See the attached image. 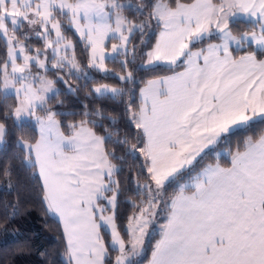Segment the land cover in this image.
Wrapping results in <instances>:
<instances>
[{
  "label": "snow or ice",
  "instance_id": "6c2138e0",
  "mask_svg": "<svg viewBox=\"0 0 264 264\" xmlns=\"http://www.w3.org/2000/svg\"><path fill=\"white\" fill-rule=\"evenodd\" d=\"M126 12L144 18L137 22ZM238 24L246 30L234 34ZM66 29L85 44L88 69L108 74L106 61L123 56V74L113 75L135 83L128 65L139 34L148 48L141 67L164 64L173 71L148 80L135 107L130 95L126 112L135 135L113 140L119 133L107 129L98 135L95 129L103 124L91 117L110 124L113 119L101 109L85 110V119L67 125L68 134L62 130L63 114L49 107L59 95L56 81L47 78L50 68L66 85L59 75L65 69L77 79L89 77ZM33 38L43 47H32ZM212 38L220 42L196 47ZM109 39L118 41L110 50ZM0 41V144L9 120L21 132L33 125L38 131L36 138L16 140L18 159L39 177L42 202L59 218L67 264H106L109 248L118 253L113 264H138L160 211L165 222L148 264H264V133L229 152L228 166L217 162L197 170L217 144L264 124V0H0ZM68 91L76 89L69 85ZM92 93L115 98L125 90L101 83ZM106 143L142 158L139 174L145 180L135 181L141 200L132 204L123 235L117 224L121 184L115 178L121 169L113 161L124 157ZM12 174L11 165L0 168L9 189ZM10 207L11 216L19 213L16 204Z\"/></svg>",
  "mask_w": 264,
  "mask_h": 264
},
{
  "label": "trees",
  "instance_id": "16d2710c",
  "mask_svg": "<svg viewBox=\"0 0 264 264\" xmlns=\"http://www.w3.org/2000/svg\"><path fill=\"white\" fill-rule=\"evenodd\" d=\"M139 0H133V3H138ZM155 0H144V3H154ZM190 2V0H185ZM150 10V9H149ZM130 19H136L137 22L143 19V16L133 15L126 12ZM146 15V13H145ZM155 26V21H153ZM246 30L245 24H238L234 26V34ZM66 33L72 39L75 45L76 59L81 66L86 67L88 60V52L83 43L67 29ZM139 34L132 41V45L136 46L137 54L133 62L128 65L129 70L133 71L135 83H126L118 79L116 75H100L94 73L92 79H77L75 78L76 91L68 93L65 90L60 91L55 100H52L49 107L63 115L58 119L62 121V130L68 134L67 125L72 122H78L85 117L82 115L85 110L94 111L101 109L103 117H111L113 127L109 119H100L98 117H91L103 124V127H97L95 130L98 135H104L105 129L111 132H118L119 136L114 135L113 140L122 138L125 134L129 136L135 135L136 130L132 127L128 120L126 107L131 95L133 106L139 104V91L148 80L159 78L173 73L169 67L156 66L144 68L141 65L144 63L142 52L147 51L148 48L140 44ZM151 43H155V31L151 33ZM207 43V42H206ZM131 47V45H130ZM5 47L3 41H0V60L4 58ZM124 57H118L115 61H108V67L114 74H123L120 61ZM132 60V57H128ZM182 67H176L174 70L178 71ZM109 84L114 87H119L125 90V94L115 98L98 97L92 93V87L97 84ZM62 101V103H58ZM14 100L8 103H14ZM85 105L87 109H85ZM9 134L6 142L0 148V168L11 165L13 187L8 188L7 182L0 179V264H67L66 256V241L63 237L62 226L60 222L48 212L46 205L42 202V187L38 176L32 175V170L26 166L21 165L18 159L21 156L16 140L24 135L25 138H36L38 131L34 125L31 128H25L23 132L19 128L13 126L11 120L7 121ZM264 133V124H256L253 128L240 131L231 136L228 140L222 141L215 146L214 151L205 157L199 164L198 169L203 168L210 163L219 162L223 166H228L230 161L229 152H235L239 147L243 149V141L248 136H258ZM135 142L134 140L132 141ZM108 151H115L117 157H124L123 160H114L113 163L117 165L121 171L115 177L120 181L121 192L118 200L117 209V224L121 229L122 235L127 224L128 217L133 214V203L139 204L141 197L136 194L135 181L139 179L140 183L145 180L144 175H140L139 165L142 163V158L139 154L133 156L125 155L126 149L113 143H106ZM219 154L217 157L216 154ZM194 174V173H193ZM175 191V187H168L165 196L171 197ZM166 198V199H167ZM16 204L19 213L11 216V205ZM161 220V219H159ZM105 244L110 245V235L101 229ZM158 235L155 234L150 240L149 246L146 248L145 256L142 261H146L152 249L154 239ZM125 239L127 237L125 236ZM110 255L114 257L118 254L109 248ZM112 260H109L112 261Z\"/></svg>",
  "mask_w": 264,
  "mask_h": 264
},
{
  "label": "rangeland",
  "instance_id": "374dc122",
  "mask_svg": "<svg viewBox=\"0 0 264 264\" xmlns=\"http://www.w3.org/2000/svg\"><path fill=\"white\" fill-rule=\"evenodd\" d=\"M132 2H133V0H132ZM64 23L66 24V21H64ZM24 30L26 31L27 29L25 28ZM66 30H67V29H66ZM69 30H71L72 33L78 38V40H79L81 43H83V42L80 40L79 35H78L77 33H75V30H74V29H69ZM65 35L68 37L69 40L72 41V39H71L70 36L66 33V31H65ZM117 42H118V41H113V40L109 39V40L106 42L108 49L110 50V48H111V44H112V43H117ZM206 42H207V43H206ZM72 43H73V41H72ZM208 43H219V41H218V39L212 38V39H210V40H205L203 44L197 45L196 47H197V48H199V47H206ZM30 44H31L32 47H39V48H42V47H43L42 42L36 40L35 38H33V39L30 41ZM73 44H74V43H73ZM83 45L85 46L84 43H83ZM85 48H86V47H85ZM249 50H250V49H249ZM87 52H88V50H87ZM240 54H243V53H242V52H234V55H240ZM108 61H113V60H112L111 57H110V58L106 61V65H107V67H108ZM143 64H144V63H143ZM143 64H142V65H143ZM156 66L169 67L168 65H164V64H161V65H153V66H148V67H156ZM81 67L84 69V71H86V72L89 73V77L87 78L88 80L93 78V76H94V73H93V72L98 73V74H100V75H113V74H114V73L111 72V69H110L109 67H108V68L110 69V73H108V74L97 72V71L94 70V69H88V68H87V65H86V67H83V66H81ZM148 67H144V68H148ZM182 70H183V67H182V69H180V70H178V71H182ZM172 74H173V73H171V74H169V75H172ZM59 75H60V76H63L64 80L67 81V85L58 79L57 74H56V71H55V70H52L51 68H50V70H49V72H48V76H47L48 79H52V80L56 81V83H55V88L57 89V91H58L59 93H60V91H62V90H65L66 92L70 93V92L68 91V86H69V85H70L72 88L76 89V85H75V84H76V83H75V82H76V81H75V78H76V77H75V76H69V75H68V72H67V69H65V70H63L62 72H60ZM117 77H118V76H117ZM81 79H83V77H81ZM76 80H77V78H76ZM97 85H99V84H97ZM97 85H94V86L92 87V89H93L95 86H97ZM143 87H144V86H143ZM109 95H110V94H109ZM96 96H97V95H96ZM139 98H140V95H139ZM2 145H3V144H0V148L2 147ZM165 198H167V197L165 196ZM159 219H161V220H159ZM164 222H165V213H164L163 211H160V212L158 213V215H157L155 221L150 225V227H149V229H148L149 235L145 238L144 251H143L142 255H141L140 257H136V258H135L136 261L138 262V264H146L147 261L149 260V259H147L146 261H142L143 257L145 256V253H146V248L149 246V244H150V240H151V238L153 237V235L157 234V235L159 236L160 226H161ZM101 235H102V233H101ZM157 239H158V238H157ZM157 239H154L153 243L151 244V245H152V249H153V246L155 245ZM152 249H151V251H150L151 253H152ZM112 258H113V257L110 255V252H109V256H108V259L106 260V264H113V262H114V260H115V257H114L113 260H112ZM149 258H150V257H149ZM109 260H112V261L109 262Z\"/></svg>",
  "mask_w": 264,
  "mask_h": 264
},
{
  "label": "crops",
  "instance_id": "0c3cea01",
  "mask_svg": "<svg viewBox=\"0 0 264 264\" xmlns=\"http://www.w3.org/2000/svg\"><path fill=\"white\" fill-rule=\"evenodd\" d=\"M219 41V40H218ZM220 42V41H219ZM166 76H168V75H166ZM156 79V78H155ZM145 86V85H144ZM215 163H217V162H215ZM215 163H210V164H215ZM208 165V164H207ZM207 165H205V166H207ZM222 165V164H221ZM204 166V167H205ZM223 166V165H222ZM52 214V213H51ZM52 216H54L58 221H59V218L57 217V216H55L54 214H52ZM60 222V221H59ZM62 226V225H61ZM103 230H105V229H103ZM106 231V230H105ZM107 232V231H106ZM102 233V232H101ZM111 238V237H110ZM160 239V235L158 236V239L157 240H159ZM156 240V241H157ZM150 257V258H149ZM149 257H148V259L150 260L151 259V253H150V255H149ZM148 260V261H149ZM148 261H147V263L146 264H148Z\"/></svg>",
  "mask_w": 264,
  "mask_h": 264
}]
</instances>
